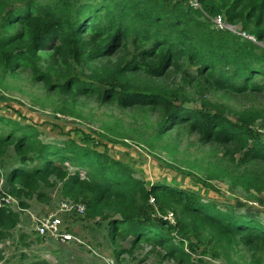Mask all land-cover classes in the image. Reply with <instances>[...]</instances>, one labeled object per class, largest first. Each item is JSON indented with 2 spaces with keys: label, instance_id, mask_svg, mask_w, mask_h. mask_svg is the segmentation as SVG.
Masks as SVG:
<instances>
[{
  "label": "trees",
  "instance_id": "16d2710c",
  "mask_svg": "<svg viewBox=\"0 0 264 264\" xmlns=\"http://www.w3.org/2000/svg\"><path fill=\"white\" fill-rule=\"evenodd\" d=\"M198 1L201 7L196 8L189 0H0V67L11 73L29 69L36 81L60 93H98L120 107L166 109L162 133L189 124L203 143L235 147L242 154L237 167L263 168L247 180L250 188L262 192L264 135L251 125L264 110L253 107L233 120L225 113L186 106L187 91L160 81L182 72L188 86L236 95L264 93L263 46L211 24L216 16L230 23L241 20L264 41V0ZM118 53H123L118 61L107 60ZM43 60L46 69L40 65ZM75 65L89 68L88 78L74 73ZM0 122V162L11 148L15 153L9 194L31 199L43 187L64 183V196L84 200L90 218L108 219L115 244L131 238L130 249L121 254L133 255L145 244L168 259L194 264L183 241L174 243L175 232L205 233L213 243L232 246L244 242L251 252L264 253V228L236 213L212 214L213 205L204 204L196 191L174 188L167 181L147 185L92 146L48 144L31 124L4 115ZM169 211L178 215L174 223ZM18 222L10 208H0V242L12 237Z\"/></svg>",
  "mask_w": 264,
  "mask_h": 264
},
{
  "label": "rangeland",
  "instance_id": "374dc122",
  "mask_svg": "<svg viewBox=\"0 0 264 264\" xmlns=\"http://www.w3.org/2000/svg\"><path fill=\"white\" fill-rule=\"evenodd\" d=\"M189 2L196 8L201 7L198 0ZM203 19L207 20L205 16ZM220 19L223 29L236 35L237 32L245 34L243 38L264 48V41L245 28L241 20L230 23L216 16L211 18L214 28H218L214 20ZM121 56L123 53H118L107 60L114 63ZM40 65L46 69L48 64L43 60ZM73 71L82 78L91 74L84 65H75ZM160 84L165 87L175 84L170 87L172 90L177 87L181 92L187 91L185 105L188 107L225 113L233 120L253 107L264 110V93L236 95L204 85L188 86L184 83L182 72L161 80ZM98 95L64 94L49 90L34 79L29 69L11 73L0 67V115L33 125L44 142L69 146L70 149L74 144L92 146L117 160L125 167L126 174L147 185L167 181L174 188L196 191L201 194L204 204L213 205L212 214L236 213L245 222L264 228V191L258 192L247 184L249 174L263 168L252 164L237 167V159L242 154L235 147L205 144L201 135L194 132L189 124L162 133L160 127L167 117L166 109L120 107L103 101ZM251 127L264 135V114ZM14 156L11 148L5 160L0 162V188L6 193H9L8 176L12 166L16 165ZM71 170L77 169L72 166ZM82 177H85V172ZM63 190L64 183L57 182L41 188L31 199H17L18 204L11 211L19 216V222L11 232L12 237L0 242L4 256L0 264H187L168 259L159 248L145 244L133 255L121 254L122 249H130L131 238L115 244L109 234L108 219L90 218L85 201L65 197ZM22 202L27 206H22ZM63 203L85 208L83 214L66 213L62 216L63 230L76 236L82 244L44 241L34 232L37 222L57 211ZM151 203L155 206V215L159 216L161 213L155 201ZM168 214L169 219L175 221L174 217L178 218L173 211ZM172 236L175 244L183 241L184 249L194 264H264V253L251 252L244 242L238 246L213 243L205 233L193 236L175 232Z\"/></svg>",
  "mask_w": 264,
  "mask_h": 264
},
{
  "label": "built area",
  "instance_id": "2783aa9c",
  "mask_svg": "<svg viewBox=\"0 0 264 264\" xmlns=\"http://www.w3.org/2000/svg\"><path fill=\"white\" fill-rule=\"evenodd\" d=\"M196 7V5H195ZM215 24L218 28L223 29L224 25L220 20H216ZM237 34L241 37H244L245 34L237 32ZM18 204L17 199L13 197L11 194L6 193L0 188V208L8 207L11 210ZM85 212V208L83 206H75L69 203H63L59 206L58 210L55 212H51L40 219L36 227H34V232L44 239V241L57 242L58 244H68V243H79L82 244L81 240H79L76 236L71 234L70 232H66L63 230L64 222H63V214H83ZM172 223L175 221L169 219Z\"/></svg>",
  "mask_w": 264,
  "mask_h": 264
}]
</instances>
